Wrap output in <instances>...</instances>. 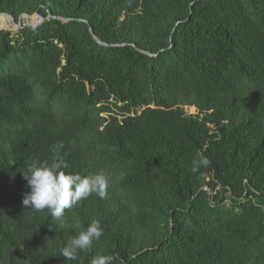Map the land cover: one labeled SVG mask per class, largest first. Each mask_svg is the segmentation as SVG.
<instances>
[{"label": "trees", "instance_id": "16d2710c", "mask_svg": "<svg viewBox=\"0 0 264 264\" xmlns=\"http://www.w3.org/2000/svg\"><path fill=\"white\" fill-rule=\"evenodd\" d=\"M0 14L45 18L0 29V264H264V0H0ZM60 144L64 171L109 178L63 224L23 205L28 167ZM93 220L102 237L65 261Z\"/></svg>", "mask_w": 264, "mask_h": 264}, {"label": "clouds", "instance_id": "9594fccd", "mask_svg": "<svg viewBox=\"0 0 264 264\" xmlns=\"http://www.w3.org/2000/svg\"><path fill=\"white\" fill-rule=\"evenodd\" d=\"M63 145L54 147V157L49 163H33L28 167L25 179L30 187L23 205L37 212L47 209L53 219L64 222L66 210H71L81 201L95 194L105 199L108 193L109 178L103 172L81 176L64 171L69 165L60 155L59 149ZM210 160L200 156L193 161V171L207 167ZM78 226V225H77ZM104 229L99 220H93L86 228L69 239L61 249V256L65 261H76L81 251L89 250L94 241L99 240ZM112 257L97 255L90 264H111Z\"/></svg>", "mask_w": 264, "mask_h": 264}, {"label": "water", "instance_id": "95a60500", "mask_svg": "<svg viewBox=\"0 0 264 264\" xmlns=\"http://www.w3.org/2000/svg\"><path fill=\"white\" fill-rule=\"evenodd\" d=\"M0 16L4 17V18L7 20L8 24H9L10 26H13V27H15V28H20V29L24 28V25H25V24L23 23V20L26 21V25H28L29 27H31V28H33V29H35V30L39 29V27L45 22V18H44L42 15H40V14L37 15V18H39V22H38L37 25H35V24H33V23L31 22L32 17H31L30 15H28V14H24V15H22L18 23L15 21V19H14L11 15H8V14H0ZM91 32H92V34H93V36H94V39H95L97 42L103 44V43H102L101 41H99V39L96 37V35L94 34V31H93L92 28H91Z\"/></svg>", "mask_w": 264, "mask_h": 264}, {"label": "rangeland", "instance_id": "374dc122", "mask_svg": "<svg viewBox=\"0 0 264 264\" xmlns=\"http://www.w3.org/2000/svg\"><path fill=\"white\" fill-rule=\"evenodd\" d=\"M0 17H2V16H0ZM4 19H5V18H4ZM5 20H6V19H5ZM6 22H7V20H6ZM31 22H32L33 24L37 25L38 22H39V18H37V17H36V18H32V19H31ZM23 23L26 24V21L23 20ZM9 26H10V25H9L8 22H7V26H6V24H4L2 27L0 26V29L3 30L4 28L7 27L6 29H10V30H13V31L16 30L15 27L12 26L11 28H9ZM189 112H190V114H195V110H193V109H192V110H189Z\"/></svg>", "mask_w": 264, "mask_h": 264}, {"label": "bare ground", "instance_id": "6f19581e", "mask_svg": "<svg viewBox=\"0 0 264 264\" xmlns=\"http://www.w3.org/2000/svg\"><path fill=\"white\" fill-rule=\"evenodd\" d=\"M4 19V17H2ZM5 20V19H4ZM6 21V20H5Z\"/></svg>", "mask_w": 264, "mask_h": 264}]
</instances>
